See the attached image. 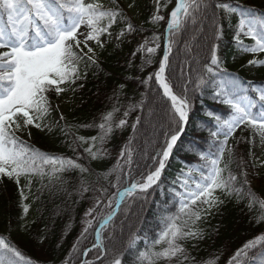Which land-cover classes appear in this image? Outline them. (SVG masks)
<instances>
[{"label": "snow or ice", "instance_id": "6c2138e0", "mask_svg": "<svg viewBox=\"0 0 264 264\" xmlns=\"http://www.w3.org/2000/svg\"><path fill=\"white\" fill-rule=\"evenodd\" d=\"M154 6L155 12L146 22L153 26L166 24L163 54L154 72L137 79L159 97L158 103L165 105V122L153 127L152 135L137 148V133L144 127L142 116H137L130 125L133 136L120 148L116 163L98 172L91 162H102L110 156L104 145L112 139L116 129L129 126L131 111L145 112L147 94L141 102L128 105L118 121L114 117L122 107L118 92L123 90V84L113 91L110 99L115 103L111 110L102 112L92 123H70L62 112L56 120L47 118L53 111L59 112L60 105L53 103V97L59 99L69 92L75 95L83 87L89 69H99V56L106 45L115 39L119 47L128 37L134 38L143 31L131 15L138 7L137 0H129L127 5L120 0H108L107 4L104 0H0V179L7 177L19 185L23 177L30 186L33 177H37L41 189H62L67 183L66 176L75 173V194L81 198L89 194L91 197V207L84 212L81 235L60 264H75L73 254L90 230L94 232L95 241L90 248L80 251L84 258L82 264L97 261L104 264L109 255L112 256L110 264H122L120 254L109 253L102 234L109 226H114L120 216L128 218L129 202L146 201L151 192L160 189L161 177L175 158L178 141L183 144L181 137L186 135L193 109L192 96H203L209 89L213 101L222 105L223 110L206 113L209 118L206 123L213 125L206 129L210 136L208 147L188 142L197 149L199 162L185 161L187 171L181 169L171 182L169 199L159 208L155 238L139 237L132 232L127 247L133 248L138 239L144 241L137 264L159 261L163 264H173V261L175 264H218V256L198 262L185 246L188 241L204 239L205 233L199 224L224 203L217 192L225 197L235 196L238 201L246 197L249 210L258 204L261 214L257 222L264 221V199L251 186L252 180L259 177L256 169L264 168V160L255 157L249 149L254 157L250 175L247 162L237 154V148L241 142L254 148V140L245 141L242 137L229 143L240 129L258 135L259 146L264 148V87H252L250 81H242L224 68L217 42L223 34L222 20L236 14L238 23L233 40L243 53L253 54L247 66L264 67V59L257 58L264 54V13L258 14L231 0H176L165 20L160 13L167 3L162 6L160 0H154ZM218 11H223L224 16H219ZM205 21L211 22L213 33L209 55L193 57L191 63L185 61L189 73L185 75L180 67L179 76L183 80L177 89L172 62L174 53L180 51L177 37L191 28V39H195V33L202 31ZM117 24L124 27L114 35L113 28ZM150 31L152 36H146L130 54L132 58L140 54V71L152 64L153 56L161 49L160 35L155 28ZM242 38H249L252 43L245 44ZM191 52L189 42L185 41V55ZM147 114L152 115L150 107ZM33 128L46 135L58 133L73 156L43 152L29 144L23 136L31 138ZM80 128L96 130L97 134L78 135L74 129ZM226 152L228 160H225ZM134 155L138 160H134ZM234 157L238 167L243 165L241 180L230 167ZM91 176L96 177L95 182L88 179ZM21 197L27 199L23 189ZM23 211L25 214L29 211L27 204ZM120 223L122 228L123 222ZM196 246L192 244L193 248ZM93 250L98 255L90 262L87 257ZM0 264L29 262L10 239L0 236ZM226 264H264V232L244 242Z\"/></svg>", "mask_w": 264, "mask_h": 264}, {"label": "trees", "instance_id": "16d2710c", "mask_svg": "<svg viewBox=\"0 0 264 264\" xmlns=\"http://www.w3.org/2000/svg\"><path fill=\"white\" fill-rule=\"evenodd\" d=\"M107 4L108 0H104ZM121 4L127 5L129 0H120ZM221 2H229V0H221ZM234 4H239L249 9L255 10L256 13H264V0H231ZM138 7L131 12L134 23L140 25L143 29L141 33L135 34L133 37H128L126 42L116 47L117 42L111 41L106 45V49L100 53V66L90 68L87 79L83 81V87L78 89L75 95L72 94V102L65 110V117L68 122L75 124H89L97 119L102 112L111 110L114 100L110 99L113 96L114 89L123 84L124 88L118 92L119 104L122 106L120 112L115 114V120L123 118L122 113L130 104H137L144 99V94H147L145 101L146 109L150 97L153 100L159 101V97L141 84L137 78L144 79L150 72H154L158 67L159 60L163 54V41L165 23H160L153 26L147 23V18L155 12L154 0H137ZM163 6L167 3V7L163 8L161 15L165 16V20L173 6L174 0H160ZM218 15L223 17V11H218ZM224 25L223 34L219 41L218 55L223 61V67L229 72L235 73L242 81L248 82L253 74L245 68L244 62L238 58L239 46L233 40L235 28L238 23V16L233 14L229 20H222ZM203 30L195 33V39H191L193 32L190 28L188 32L182 33L177 37L179 52L174 53L173 67L175 73L173 78L178 89L183 78L179 76L180 67H183L185 75L189 73V68L185 61L190 63L193 57L199 59L201 55L207 56L208 48L213 43V33L210 21H205ZM124 27L123 24H117L113 28L114 35ZM155 28L160 35L161 49L153 56L151 65L144 67L140 71L141 57L138 54L135 58L131 57V52L135 50L137 44L142 43L144 38L151 37L152 31ZM206 32L208 37L204 44L198 42L200 36ZM185 41L189 42L192 49L191 54L185 55L183 45ZM131 61V62H129ZM196 65L193 64V68ZM260 78L264 83V71H261ZM55 98V97H53ZM193 109L190 114L189 126L186 129V135L181 137V144L178 141L177 149L174 150V159L164 171L161 179L163 184L160 189L151 192L146 201L138 200L135 203L129 202L127 219L123 216L118 218L114 226H109L102 234V239L108 245V251L112 254H120L122 264H137V256L140 249L145 247L144 241L141 239L136 242L133 248L127 247V240L132 232L137 233L141 237L155 238V231L158 228L159 208L163 205L170 196L169 188L171 182L175 179L180 170L187 171L185 161L199 162L197 149L195 146H190L189 141H194L199 145H203L206 149L208 144L202 138H207L209 132L206 130L213 127L211 123H206L208 111H219L218 107L222 105L213 101L211 90H205L204 95L198 94L192 96ZM165 110V106H162ZM146 111V110H145ZM137 116H142L145 120V112L142 114L139 110H133L128 116L129 126L123 129H116L113 132L112 139L104 145L110 153V156L104 161H92L91 166L98 172H103L111 168L119 156L120 148L133 136L131 124L135 122ZM56 120V119H50ZM139 127V126H138ZM139 128L137 133L136 147L139 148L145 140L146 129ZM78 135L90 137L96 135V130L93 129H74ZM248 131H244L247 133ZM63 137L58 133L55 135H46L35 128L32 129V136H26V141L35 148L43 152L64 154L73 156V152L68 149L63 141ZM241 144V143H239ZM240 145H238L239 147ZM87 147V145H84ZM242 153H237L243 156L247 162V171L251 175L253 172V160L249 155V145H242ZM238 151H241L238 149ZM134 160L138 158L134 155ZM232 172L241 180L240 175L243 165L237 166L235 157L230 165ZM135 170V164H133ZM260 176L253 179L251 186L257 195L264 199V168L256 169ZM135 175V171L133 172ZM76 174L72 173L66 176L67 183L62 189L58 188H40L39 178L33 177V182L29 186L25 178H21L20 184L17 185L7 177L0 179V236L7 237L15 244L22 256L29 264H60V262L72 250L73 244L77 242L83 230L84 212L91 207L90 194L84 198L76 195L74 187L76 185ZM88 179L95 182L96 177L91 176ZM114 180V177H113ZM45 184L47 180L45 179ZM255 183V184H253ZM21 189L26 200L21 197ZM220 198L224 203L213 214L199 224V227L204 230L205 237L203 240L188 241L185 246L188 248L192 256L196 260L202 261L209 258L219 257L218 264H226L227 259L235 252V250L251 239L253 236L264 232V221L257 222L260 216L259 205H254L252 210L247 207L248 199L245 197L242 200H237L235 196L225 197L219 192ZM27 204L29 211L27 214L23 211V206ZM123 226L121 228V223ZM95 241V235L92 230L78 246V251L73 254L75 264L82 261L80 251L85 247H90ZM197 244L195 248L192 244ZM159 250V246H157ZM98 253L93 250L89 253V261H94ZM112 256L109 255L104 259V264H110ZM96 264H99L97 261ZM163 264V261L157 262ZM175 264V261H173Z\"/></svg>", "mask_w": 264, "mask_h": 264}, {"label": "rangeland", "instance_id": "374dc122", "mask_svg": "<svg viewBox=\"0 0 264 264\" xmlns=\"http://www.w3.org/2000/svg\"><path fill=\"white\" fill-rule=\"evenodd\" d=\"M202 27V30H203V26ZM200 31H197V33H199ZM190 38H191V35H190ZM113 41H116L115 39H113ZM138 45V44H137ZM184 46L185 44L183 45V49H184ZM240 57L243 58V61L245 63V67L246 69L248 70V72H251L253 74V81L255 82L256 80H258L259 78V74L261 73L260 71H262V69L264 70V67H250V66H247L246 62L247 60L253 58V54H249V53H241L240 54ZM258 59H264V54H259L257 56ZM255 87H264V85H254ZM155 95L153 94L152 97L149 98L148 100V105H147V108L150 107L152 109V115L149 117L148 114H147V109L145 111V120H144V129L147 130V132H145V139H147L148 136H151L152 135V129L153 127H155L157 124H160V123H164L165 122V110L162 108V106H165L163 105L162 103H158V101L156 100H153V97ZM72 93L69 92L67 93L66 95H63L61 98L57 99V98H53V103L54 104H59L60 105V108H59V112L57 111H53L50 116L47 118V119H58L59 118V114L60 112H62L64 115H65V110L67 108V106L72 102ZM149 120L151 121V123H149ZM158 130V129H157ZM243 131H241L240 129L237 130V132L234 134V137L233 138H230L229 140V143L232 144L235 140H240L242 137H243ZM249 133V137L248 138H245V141L247 140H254L255 142V145L256 147H252L249 143L247 142H242L241 144H239L240 146L237 148V153H242V145H249V148H251L252 152L254 153L255 157H259L261 160H264V148L260 147L259 146V137L258 135L254 136L253 133H251L250 131L248 132ZM247 133V134H248ZM246 135V134H245ZM25 136L27 135H24L23 136V139L25 138ZM244 138V137H243ZM233 140V141H232ZM241 150V151H238ZM250 155V154H249ZM250 157L252 158V160L254 159L253 155H250ZM229 158V154L226 152L225 153V160H227ZM199 159V157H198ZM245 161V159H244ZM258 163V161H257ZM258 172V171H257ZM260 176V174H259ZM255 184V183H253Z\"/></svg>", "mask_w": 264, "mask_h": 264}, {"label": "bare ground", "instance_id": "6f19581e", "mask_svg": "<svg viewBox=\"0 0 264 264\" xmlns=\"http://www.w3.org/2000/svg\"><path fill=\"white\" fill-rule=\"evenodd\" d=\"M207 37H208L207 33L204 32V33L200 36V38L198 39V42H201L202 44H204L205 41H206V39H207Z\"/></svg>", "mask_w": 264, "mask_h": 264}, {"label": "water", "instance_id": "95a60500", "mask_svg": "<svg viewBox=\"0 0 264 264\" xmlns=\"http://www.w3.org/2000/svg\"><path fill=\"white\" fill-rule=\"evenodd\" d=\"M82 264V263H81Z\"/></svg>", "mask_w": 264, "mask_h": 264}]
</instances>
